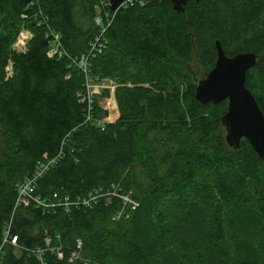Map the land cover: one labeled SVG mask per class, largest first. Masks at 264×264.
Segmentation results:
<instances>
[{"label": "trees", "instance_id": "1", "mask_svg": "<svg viewBox=\"0 0 264 264\" xmlns=\"http://www.w3.org/2000/svg\"><path fill=\"white\" fill-rule=\"evenodd\" d=\"M97 3L0 0V243L17 184L63 150L37 194L76 199L120 185L138 206L113 197L71 212L17 211L13 232L22 243L60 236L66 256L48 254L47 264H82L70 262L78 240L84 258L98 264H169L170 235L177 264H264V159L247 140L228 145V101L203 105L196 97L219 41L228 57L258 56L246 85L264 114V0H188L183 12L149 0L118 10L105 52L90 61L94 81L117 86L119 118L104 129L85 124L78 98L85 78L70 61L95 39ZM49 29L68 57L48 56ZM24 30L33 38L18 52ZM7 253V264H30Z\"/></svg>", "mask_w": 264, "mask_h": 264}, {"label": "built area", "instance_id": "2", "mask_svg": "<svg viewBox=\"0 0 264 264\" xmlns=\"http://www.w3.org/2000/svg\"><path fill=\"white\" fill-rule=\"evenodd\" d=\"M148 2L149 0H124L118 10L121 8L135 6L143 8L148 4ZM114 17L115 13L110 10V1L98 0L96 13L93 19L97 31L95 39L90 44V49L87 53L83 54L79 59H70L72 66L77 68L85 78L84 90L78 94L80 103L86 106L85 124L95 123L102 129H104L106 125L114 123L117 119H113L114 117H111L109 113L106 117L105 111L109 109L108 107L102 106L103 103L110 106L111 103L108 101L115 99V96L114 98H110L112 96H107L105 101L101 103H98L96 99L101 94L102 96H105L107 93L105 91L108 89H111L115 95L117 86L113 81L107 79L94 81L90 73V61L92 58L105 52L107 46L106 32L113 23ZM43 18V22L48 23V18L46 16H43ZM50 36L52 40L48 56L50 58L57 56L68 57L67 53L64 51L60 36L54 32H51ZM11 75L12 72L9 76ZM116 104L117 102L115 105ZM98 109L101 112L100 116L96 118L95 116H97L96 113ZM63 156L64 151L61 150L55 157L44 162H39L34 172L17 184V198L13 207V215L9 223L5 226L3 238L0 243V264H7L8 250L12 252L16 259L26 257L30 264H47L46 256L48 254L56 256L59 260H64L66 256V249L61 244V238L58 235L53 236L46 232L43 238V243L33 247H30L20 241L19 235L13 232V221L17 211L22 207L32 205L43 214H50L60 208H64L67 212H71L73 209H91L102 198H108V200H110L113 197H119L123 201L124 207L127 205L138 206V204L130 198V195L127 196L121 193L120 185L113 186L112 189L107 192L102 188H98L91 192L88 196L78 197L76 199L61 197L59 193H53L47 197L37 194L39 182L43 180L52 168L59 163ZM122 213L123 210L117 218H121ZM83 248V242L78 241L75 249L70 251V262L80 261L82 264H94L88 259H83Z\"/></svg>", "mask_w": 264, "mask_h": 264}, {"label": "water", "instance_id": "3", "mask_svg": "<svg viewBox=\"0 0 264 264\" xmlns=\"http://www.w3.org/2000/svg\"><path fill=\"white\" fill-rule=\"evenodd\" d=\"M110 10L116 13L124 0H109ZM169 1L176 12H183L188 0ZM218 59L206 79L198 84L196 97L203 105L228 101V111L223 117L226 127V141L234 149H239L243 141H249L255 152L264 159V114L256 98L248 89L247 75L258 61L251 52L228 57L220 42H216Z\"/></svg>", "mask_w": 264, "mask_h": 264}, {"label": "rangeland", "instance_id": "4", "mask_svg": "<svg viewBox=\"0 0 264 264\" xmlns=\"http://www.w3.org/2000/svg\"><path fill=\"white\" fill-rule=\"evenodd\" d=\"M51 32H53V31H51L50 29H49V34H51ZM32 38H33V34L30 32V31H28V30H24L22 33H21V35H20V37H19V39H18V41H17V43L15 44V46H14V49L16 50V51H18V52H25V51H27L28 50V46H29V44H30V42H31V40H32ZM12 72V68L9 66L8 68H7V74H8V76L10 75V73ZM206 79V78H205ZM110 93H109V92ZM104 92V91H103ZM105 92H107L106 94H108L109 95V97L110 96H112V97H110V98H114V92L111 90V89H108L107 91H105ZM105 94V95H106ZM102 97H104V96H102V94L96 99L97 100V102L98 103H101V98ZM109 103H111V105L110 106H107L105 103H103L102 104V106H104V107H108V109L109 110H107V111H105L106 112V114H105V116L107 117L108 116V113L110 114V116L112 115V112H115V110L117 109L118 110V106H117V104L115 105V103H116V101H115V99H113V100H109L108 101ZM226 134V133H225ZM129 195L130 196H132V193H129ZM25 208H27V207H22L21 209H19L18 211H21V210H23V209H25ZM137 209H138V207H137ZM122 211L121 210H119V211H117L116 212V214H115V216H114V221H116V222H119V221H121L122 220V218H117L118 217V215L121 213ZM143 214H145L144 212L141 214V216H143ZM143 219H144V217H143ZM144 229H146L147 227H143ZM36 232H37V230H36ZM169 235H170V233H169ZM170 239H171V243H170V245L168 246V250H169V264H177V259H176V255H175V244L173 243V241H172V238H171V235H170ZM78 241H81V240H78ZM77 241V242H78ZM76 242V243H77ZM244 245H245V243H243L242 241H240V244L238 245V248L240 247V254H242L243 253V250H244ZM84 251V250H83ZM204 252H206V250H204ZM82 256H83V252H82ZM83 259H86V258H84V256H83ZM91 261V260H90ZM77 262H80V261H77ZM91 262H93V261H91ZM94 264H98V263H96V262H93Z\"/></svg>", "mask_w": 264, "mask_h": 264}, {"label": "crops", "instance_id": "5", "mask_svg": "<svg viewBox=\"0 0 264 264\" xmlns=\"http://www.w3.org/2000/svg\"><path fill=\"white\" fill-rule=\"evenodd\" d=\"M106 98H107V96L102 97V98H101V99H102L101 102H104ZM117 106H118V105H117ZM111 117H114L113 119H115V118L118 119V118H119V108H118V110L116 109L115 112H112ZM117 119H116V121H117ZM116 121H115V122H116ZM115 122H114V123H115Z\"/></svg>", "mask_w": 264, "mask_h": 264}]
</instances>
